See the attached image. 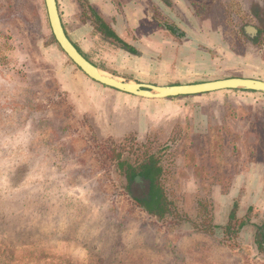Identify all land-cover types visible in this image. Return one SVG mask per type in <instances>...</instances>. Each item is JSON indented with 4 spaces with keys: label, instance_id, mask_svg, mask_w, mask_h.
I'll return each instance as SVG.
<instances>
[{
    "label": "rangeland",
    "instance_id": "obj_1",
    "mask_svg": "<svg viewBox=\"0 0 264 264\" xmlns=\"http://www.w3.org/2000/svg\"><path fill=\"white\" fill-rule=\"evenodd\" d=\"M139 2L140 25L122 34L134 54L93 35L77 0H57L73 44L121 75L163 85L264 80V0ZM52 38L43 0H0V264H264L254 244L264 222V94L127 102L81 80ZM146 148L161 149L177 223L150 218L116 175L118 152L134 159ZM200 205L211 235L193 229Z\"/></svg>",
    "mask_w": 264,
    "mask_h": 264
},
{
    "label": "trees",
    "instance_id": "obj_2",
    "mask_svg": "<svg viewBox=\"0 0 264 264\" xmlns=\"http://www.w3.org/2000/svg\"><path fill=\"white\" fill-rule=\"evenodd\" d=\"M167 3V0H161ZM79 5V11L77 17L81 22H88L92 26V34L97 36L99 39H108L109 43H120L122 48L130 53H137V50L124 42L116 32L110 27L109 23L103 18L101 13L94 8V6L87 0H77ZM62 20V18H61ZM63 24V22H62ZM65 29V26L63 24ZM163 27L173 34H180L181 32H176L177 29L170 25L163 24ZM66 31V30H65ZM176 32V33H175ZM67 34V32H66ZM68 36V34H67ZM252 38H257V34H250ZM69 37V36H68ZM255 38V39H256ZM53 39V38H52ZM103 42L105 40H102ZM75 45V44H74ZM76 48L94 65L99 67L101 70L116 74V71L104 66L102 63L94 59L92 56L82 52L77 46ZM176 84V83H175ZM247 92H254L251 90H243ZM140 144L139 147H143ZM167 148V147H165ZM160 150L150 151V149L142 150L141 154L136 158L132 159L131 156L123 155L118 152L116 159L115 172L121 183V187L124 192L130 197L132 202L138 206L142 211H144L150 218L157 222L162 223H177L182 220V215L178 211L174 201L169 197V193L166 190L164 183L165 176V166L163 164V157L160 156ZM166 151V149H165ZM136 176H139L144 181L143 188L140 190L141 193H134L132 189L133 180ZM139 192V191H138ZM141 194V195H140ZM202 211H206V208L200 205V213L197 217L200 222H193L192 226L195 231H201L209 235L214 233L216 225L212 223L211 215H207ZM236 205L233 206L229 214L228 222L224 227V232L230 234L234 230V225L232 221L238 219L236 217ZM248 223L247 219L241 220L238 224L237 230ZM254 244L259 251L264 250V222L260 225L255 226L254 232Z\"/></svg>",
    "mask_w": 264,
    "mask_h": 264
},
{
    "label": "water",
    "instance_id": "obj_3",
    "mask_svg": "<svg viewBox=\"0 0 264 264\" xmlns=\"http://www.w3.org/2000/svg\"><path fill=\"white\" fill-rule=\"evenodd\" d=\"M43 1L48 24L56 44L77 69L91 80L104 86L146 99H165L230 89L251 90L264 94V80L247 77H227L186 84L153 85L137 82L129 78L118 77L108 72L106 73L110 77L100 76L99 71L103 70L91 63L67 36L62 24L57 0ZM137 182L142 184L144 181L139 176L135 177L132 185L134 193L136 190L135 183Z\"/></svg>",
    "mask_w": 264,
    "mask_h": 264
},
{
    "label": "crops",
    "instance_id": "obj_4",
    "mask_svg": "<svg viewBox=\"0 0 264 264\" xmlns=\"http://www.w3.org/2000/svg\"><path fill=\"white\" fill-rule=\"evenodd\" d=\"M89 2L97 8V10L101 13L104 19L106 18V16L109 15V16L114 17L113 19H115L116 22L119 21L121 25H115L116 22L115 23L110 22L109 25L121 39H122V34L125 35L126 31L127 33L128 31H134L133 29H136L137 26L140 25V21L142 19H140L139 13L141 14L146 13V10L144 7L145 4H141L139 0H89ZM117 29H122L125 31L124 33H119L117 32ZM115 76L129 78L134 81L141 82L137 78H134L133 76H126V75L124 76L119 73H117V75L115 74ZM79 78H81V80L83 79L82 72H81V75H79ZM87 82L88 84H92L91 79H88ZM147 84L163 85V84L154 83V82L147 83ZM176 84H182V83H176ZM103 90H110V88L109 89L106 88ZM111 90H114L112 92H115L118 98L123 99L125 101L129 100L127 102H131L130 99H128V97H124V96H129V94L123 93L121 91H117L115 89H111ZM106 92H111V91H106ZM148 100L155 101V100H166V99H148ZM133 102H134L133 103L134 106L137 107V105L139 104L138 101L134 100Z\"/></svg>",
    "mask_w": 264,
    "mask_h": 264
},
{
    "label": "bare ground",
    "instance_id": "obj_5",
    "mask_svg": "<svg viewBox=\"0 0 264 264\" xmlns=\"http://www.w3.org/2000/svg\"><path fill=\"white\" fill-rule=\"evenodd\" d=\"M99 75H100V76H105V77H110V75L107 74V73L104 72V71H99ZM182 84H186V83H182ZM171 85H172V84H171Z\"/></svg>",
    "mask_w": 264,
    "mask_h": 264
},
{
    "label": "flooded vegetation",
    "instance_id": "obj_6",
    "mask_svg": "<svg viewBox=\"0 0 264 264\" xmlns=\"http://www.w3.org/2000/svg\"><path fill=\"white\" fill-rule=\"evenodd\" d=\"M167 1H168V2H167V5H169V0H167ZM253 31H254V34H257V33H258V30H257V29H254ZM176 32H178V31H176ZM176 32H175V33H176ZM178 33H179V32H178ZM176 34H177V33H176ZM177 35L180 36L181 33H180V34H177Z\"/></svg>",
    "mask_w": 264,
    "mask_h": 264
}]
</instances>
